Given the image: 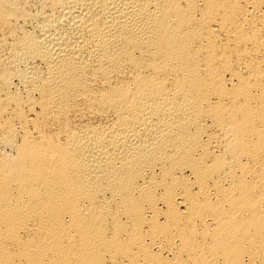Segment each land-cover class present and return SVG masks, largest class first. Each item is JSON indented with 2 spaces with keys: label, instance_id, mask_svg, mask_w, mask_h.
Listing matches in <instances>:
<instances>
[{
  "label": "bare ground",
  "instance_id": "obj_1",
  "mask_svg": "<svg viewBox=\"0 0 264 264\" xmlns=\"http://www.w3.org/2000/svg\"><path fill=\"white\" fill-rule=\"evenodd\" d=\"M0 264H264V0H0Z\"/></svg>",
  "mask_w": 264,
  "mask_h": 264
}]
</instances>
